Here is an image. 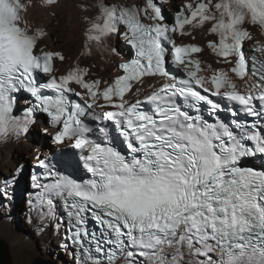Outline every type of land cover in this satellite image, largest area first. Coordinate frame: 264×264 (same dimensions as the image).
I'll list each match as a JSON object with an SVG mask.
<instances>
[{
    "label": "snow or ice",
    "instance_id": "1",
    "mask_svg": "<svg viewBox=\"0 0 264 264\" xmlns=\"http://www.w3.org/2000/svg\"><path fill=\"white\" fill-rule=\"evenodd\" d=\"M167 2L80 6L95 9L83 17L84 56L118 57L116 39L133 53L101 80L78 62L57 75L54 60L65 57L40 47L47 33L28 20L31 0H0V142L27 135L46 114L41 131L81 176L36 151L33 208L59 229L60 201L69 239L91 245L84 264H264V44L252 35H264V0H181L171 23ZM191 29L218 38L207 41L222 65H207L210 76L191 55L202 47L178 43ZM145 78L162 83L141 98ZM21 92L33 102L17 115ZM257 157L260 167L245 164ZM22 170L0 182V199H11Z\"/></svg>",
    "mask_w": 264,
    "mask_h": 264
},
{
    "label": "bare ground",
    "instance_id": "2",
    "mask_svg": "<svg viewBox=\"0 0 264 264\" xmlns=\"http://www.w3.org/2000/svg\"><path fill=\"white\" fill-rule=\"evenodd\" d=\"M93 2H95V0H57L52 5H45L40 4L39 0H33L32 7L28 9L27 16L31 26L34 28H43L47 32V36L44 37L43 42L46 43L48 46L55 45L56 47L54 49L64 51L65 65L70 64V61L72 60L75 53L79 52L80 48L82 47V42L84 39L83 32L85 30L86 25L83 20V17L90 16L93 13L92 9L89 11H84L80 6L82 4L92 5ZM52 14L54 16H52ZM55 36H60L59 39L61 40V42H59L58 45L54 43V40L52 38H55ZM93 62H97V65H100V61L98 58L94 59ZM104 65V70L100 68L95 70L98 71L99 75L107 76L113 64L104 63ZM37 143L38 142H36V144ZM34 145L35 144L32 143V141L28 143L21 142L18 144H6L5 146L0 148V161L4 160L5 156L9 158L10 155L15 154L21 157V155H23L22 151L29 154ZM6 170L7 171H5V174H11L8 169ZM32 196L33 200L32 202H30V213L31 217L35 219L37 225H39L40 227V234L42 233L46 236H52L54 239L53 241H57L60 248L61 237L59 235V232H57L54 228V224L56 222L55 219H46L44 221H41L39 219L37 211L33 208L35 196ZM41 225H43V230L41 228ZM0 236L5 237L9 242H15L18 239L17 235H11L8 232V226L4 223L0 224ZM50 244L54 245L51 242ZM44 249H46L45 253L47 254L45 256L52 260L54 264H65L64 260L68 259L67 255L63 253V250H61V248L60 250L62 252L60 250L51 252L50 250H48V248ZM117 264H126V262L119 261ZM141 264H143V262H141Z\"/></svg>",
    "mask_w": 264,
    "mask_h": 264
},
{
    "label": "rangeland",
    "instance_id": "3",
    "mask_svg": "<svg viewBox=\"0 0 264 264\" xmlns=\"http://www.w3.org/2000/svg\"><path fill=\"white\" fill-rule=\"evenodd\" d=\"M53 14L52 16H54ZM52 38L57 45L61 42L59 39L60 36ZM48 47L55 48L56 46L52 45ZM22 154L28 153L22 151ZM6 157L7 156H5L4 160L0 161V173H2L0 174V178L7 175L5 174V171H7L6 169L12 173L15 164L21 161V157L17 154L10 155L9 158ZM29 196V194L23 195L21 193H14L10 200L0 199V224H6L8 226V232L11 235H17L18 238L15 242H9L5 237L0 236V239L8 244L12 264H31L35 257L50 260L45 256L47 254L44 248H48L51 252L59 250V244L57 241H53L54 239L52 236L40 234L39 225H37L35 219L31 217L30 202H32L33 199L28 202L27 197ZM50 242L54 245L50 244Z\"/></svg>",
    "mask_w": 264,
    "mask_h": 264
},
{
    "label": "water",
    "instance_id": "4",
    "mask_svg": "<svg viewBox=\"0 0 264 264\" xmlns=\"http://www.w3.org/2000/svg\"><path fill=\"white\" fill-rule=\"evenodd\" d=\"M0 264H12L7 242L0 239ZM31 264H54L52 260L35 257Z\"/></svg>",
    "mask_w": 264,
    "mask_h": 264
},
{
    "label": "trees",
    "instance_id": "5",
    "mask_svg": "<svg viewBox=\"0 0 264 264\" xmlns=\"http://www.w3.org/2000/svg\"><path fill=\"white\" fill-rule=\"evenodd\" d=\"M59 250H60V248H59ZM60 251H61V250H60ZM60 251H59V252H60ZM61 252H62V251H61Z\"/></svg>",
    "mask_w": 264,
    "mask_h": 264
}]
</instances>
